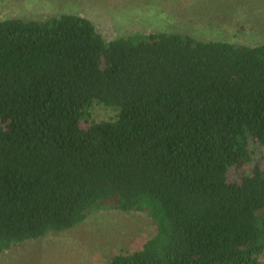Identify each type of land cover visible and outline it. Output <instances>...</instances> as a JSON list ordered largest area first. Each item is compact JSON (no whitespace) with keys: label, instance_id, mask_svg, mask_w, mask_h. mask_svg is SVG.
Masks as SVG:
<instances>
[{"label":"trees","instance_id":"obj_1","mask_svg":"<svg viewBox=\"0 0 264 264\" xmlns=\"http://www.w3.org/2000/svg\"><path fill=\"white\" fill-rule=\"evenodd\" d=\"M103 208L158 226L104 264H264V44L0 20V257Z\"/></svg>","mask_w":264,"mask_h":264},{"label":"rangeland","instance_id":"obj_2","mask_svg":"<svg viewBox=\"0 0 264 264\" xmlns=\"http://www.w3.org/2000/svg\"><path fill=\"white\" fill-rule=\"evenodd\" d=\"M62 14L90 19L108 40L137 32H172L238 45L264 44V0H0V20ZM117 113L102 104L91 109L97 122L112 121ZM157 231L146 213L103 208L72 229L11 248L0 264H104L119 253L141 249Z\"/></svg>","mask_w":264,"mask_h":264}]
</instances>
